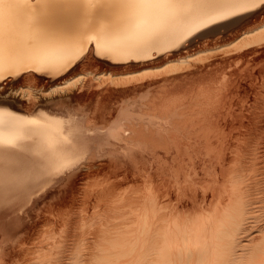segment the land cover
<instances>
[{
  "label": "bare ground",
  "instance_id": "6f19581e",
  "mask_svg": "<svg viewBox=\"0 0 264 264\" xmlns=\"http://www.w3.org/2000/svg\"><path fill=\"white\" fill-rule=\"evenodd\" d=\"M182 3L164 10L168 28L139 55L127 52L129 29L146 27L152 10L69 0L42 13L43 31L29 28L27 11L17 17V57L0 63V75H24L20 88L0 79V168L12 201L0 214V264H264V80L250 93L230 81L264 60V8L212 23L217 0ZM198 27L229 28L236 41L40 88L36 71L25 72L74 65L66 61L83 56L82 31L103 34L100 56L122 61L178 47ZM105 45L119 51L104 55ZM237 98L246 113L232 122L223 106Z\"/></svg>",
  "mask_w": 264,
  "mask_h": 264
},
{
  "label": "snow or ice",
  "instance_id": "6c2138e0",
  "mask_svg": "<svg viewBox=\"0 0 264 264\" xmlns=\"http://www.w3.org/2000/svg\"><path fill=\"white\" fill-rule=\"evenodd\" d=\"M69 0H0V63L3 62L5 54L12 57L16 55V42L14 39V26L20 13L27 11L30 13L29 28L35 31H43L42 13L51 7L67 4ZM115 6L127 10H152V19L146 27L140 28L132 25L129 29L132 39L127 45L128 54H141L146 48L154 47L158 35L165 31L171 21V17L164 14V10L179 9L184 5L182 0H115ZM217 11L214 17H209L212 23L224 21L235 16L244 15L256 8H264V0H217ZM206 26V25H205ZM106 38L101 33H96L93 37L87 31H82L75 40L78 45L82 62L87 52L86 47H90L95 56L101 55V42ZM91 42V43H90ZM119 51L116 48L104 47V55H111ZM45 57H41L40 63L44 65ZM41 67L25 69L26 71L41 72ZM19 71V69H17ZM0 75V79L10 78ZM0 103H4L0 101ZM12 201L7 198L4 171L0 168V214H3Z\"/></svg>",
  "mask_w": 264,
  "mask_h": 264
},
{
  "label": "rangeland",
  "instance_id": "374dc122",
  "mask_svg": "<svg viewBox=\"0 0 264 264\" xmlns=\"http://www.w3.org/2000/svg\"><path fill=\"white\" fill-rule=\"evenodd\" d=\"M213 27L208 28L205 27H198L196 29H190L186 32L184 38L180 42V45L173 46L172 48L165 49V50H159L155 49L151 51L150 53V58L146 59H127V60H122V61H112L109 58L101 57V56H95L94 54L90 55L88 58L87 56L83 58L82 62L80 61V58L76 59H68L66 62H72V61H77L74 65L71 67L64 68L61 72H56L55 74H51L45 71L41 72H32V85L36 86L38 88L42 86H50L56 84L57 81H62L64 79H69L75 76L76 74L79 75H100L101 73L105 72L107 73H123V71H127L130 69L131 71H137L141 68L142 65H147V64H155V65H161L164 61V59H168L172 61L173 59H177L178 57H199L203 56L206 53H215L213 52L214 50L218 53H222L219 50L223 49V47H229L233 45L236 41L235 39V34L234 32L229 30V28H224L222 29V32L215 33L211 31ZM208 31H207V30ZM207 31V32H206ZM211 31V32H209ZM231 31V32H230ZM206 32V33H205ZM229 32L230 34H228ZM211 35L209 36V34ZM222 33V35H221ZM226 33V34H225ZM208 34V36H207ZM215 34L216 36H214ZM203 35V37H201ZM220 35V36H219ZM229 35V36H228ZM231 35V36H230ZM205 36V37H204ZM234 36V37H232ZM234 38V39H233ZM235 40V41H234ZM224 47V48H225ZM222 51V50H221ZM263 59L257 61L258 63V69L256 73L254 74L252 72L251 66L248 65H241L240 69H238V74L231 76L230 81L235 83V80L238 79L241 84L246 85L247 93L252 92L253 87L257 86L258 82L261 83L264 80V60ZM129 67V68H127ZM263 68V69H262ZM247 69V70H246ZM251 69V70H250ZM247 72V73H246ZM254 74V75H253ZM259 74V75H258ZM261 74V75H260ZM23 73L18 74L16 77L20 78H15L13 79V75H10V84L14 88H20L24 84V77ZM78 76V75H77ZM261 76V78H260ZM255 81V83H254ZM254 83V84H253ZM252 85V89L249 88V85ZM245 89V88H243ZM250 92H249V91ZM145 93L144 90L140 91V93H137L136 97L137 99H140V97H144ZM243 96V95H242ZM235 103H238V105L232 104L233 107L230 105H224L223 107H227L230 112V121L235 122L239 119H241L242 116H244L246 111H244V104L243 101L240 102V99L242 98H237ZM241 106V107H240ZM237 108V109H234ZM242 108V109H241ZM237 110V111H236ZM239 111V112H238ZM233 112V114H232ZM238 115V116H236ZM237 117V118H236ZM234 120V121H233Z\"/></svg>",
  "mask_w": 264,
  "mask_h": 264
}]
</instances>
